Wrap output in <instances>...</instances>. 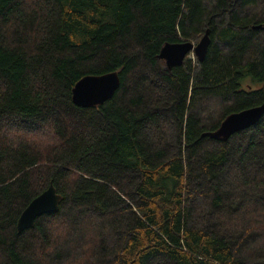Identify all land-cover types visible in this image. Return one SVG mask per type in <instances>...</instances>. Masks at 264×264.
Returning <instances> with one entry per match:
<instances>
[{
  "label": "trees",
  "instance_id": "obj_1",
  "mask_svg": "<svg viewBox=\"0 0 264 264\" xmlns=\"http://www.w3.org/2000/svg\"><path fill=\"white\" fill-rule=\"evenodd\" d=\"M206 30L202 60L158 58ZM263 102L264 0H0V264H264V113L204 135ZM50 183L58 211L18 232Z\"/></svg>",
  "mask_w": 264,
  "mask_h": 264
},
{
  "label": "water",
  "instance_id": "obj_2",
  "mask_svg": "<svg viewBox=\"0 0 264 264\" xmlns=\"http://www.w3.org/2000/svg\"><path fill=\"white\" fill-rule=\"evenodd\" d=\"M210 43L208 30L194 44L191 41L166 42L160 49L158 58L164 61L166 68L181 65L188 53L193 52L199 60L205 56ZM120 79L117 71L104 74H88L81 77L71 90L73 104L79 107H91L110 99L118 89ZM264 113V102L226 116L220 126L204 135L214 139L227 140L239 130L246 129L258 122ZM60 195L52 183L35 196L20 213L16 228L18 232L33 226L36 217L42 214L55 213L59 209Z\"/></svg>",
  "mask_w": 264,
  "mask_h": 264
},
{
  "label": "rangeland",
  "instance_id": "obj_3",
  "mask_svg": "<svg viewBox=\"0 0 264 264\" xmlns=\"http://www.w3.org/2000/svg\"><path fill=\"white\" fill-rule=\"evenodd\" d=\"M195 54L192 52V53H190L189 55H188V57H190L191 59H194L195 58Z\"/></svg>",
  "mask_w": 264,
  "mask_h": 264
}]
</instances>
